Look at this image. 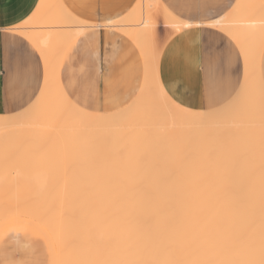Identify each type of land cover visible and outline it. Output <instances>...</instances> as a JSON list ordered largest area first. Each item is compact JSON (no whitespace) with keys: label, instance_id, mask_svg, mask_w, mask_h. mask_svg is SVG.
Instances as JSON below:
<instances>
[{"label":"bare ground","instance_id":"1","mask_svg":"<svg viewBox=\"0 0 264 264\" xmlns=\"http://www.w3.org/2000/svg\"><path fill=\"white\" fill-rule=\"evenodd\" d=\"M234 9L231 16L211 23L237 42L245 60L242 85L229 102L212 110H190L167 94L159 75L165 43L158 50L152 47L158 16L169 28L168 38L199 24L175 16L162 0H138L127 17L108 25L121 29L145 55L142 89L119 110L93 112L67 96L59 67L72 39L97 24L75 16L62 0H41L17 30L39 49L44 84L28 108L0 115V145L23 132L20 141L28 138V148L37 143L41 151L34 157L42 161L45 147H53V156L61 151L53 141L75 136L71 141H76L72 144L79 162L72 152L66 156L74 167L82 166L70 170L76 174L67 171L65 181L61 173L69 162L56 165L62 168H56L59 178L70 183L63 188L62 180L55 181L56 160L51 159L47 166L56 179L43 177L54 182L42 186L41 181L42 188L36 185L40 175L31 174L44 168L46 159L44 166L37 162L38 170L31 166L35 171L26 165L33 180L23 181L24 170L14 180L30 184L39 178L30 185L37 186L43 199L0 208V221L27 216L41 222L54 237L58 264H264V0H237ZM48 138V146H41V139ZM6 167V172L13 168ZM42 168L49 176L50 169ZM9 176L11 171L5 179L12 181Z\"/></svg>","mask_w":264,"mask_h":264},{"label":"crops","instance_id":"2","mask_svg":"<svg viewBox=\"0 0 264 264\" xmlns=\"http://www.w3.org/2000/svg\"><path fill=\"white\" fill-rule=\"evenodd\" d=\"M137 1L62 0L75 16L97 24L72 39L60 62L63 90L80 107L93 112L119 110L142 89L145 55L121 29L108 25L127 17ZM40 2L0 0V115L25 110L43 87V57L35 44L17 30L34 15ZM162 2L175 16L199 24L161 42L159 48L165 44L159 75L164 90L176 103L190 110H212L229 102L243 82L245 60L237 42L211 23L235 12L237 0ZM162 20L160 14L159 36L167 27ZM260 70L264 82V48ZM11 223L41 229L51 243V251L30 229L21 228V233H13ZM0 264H58L50 230L27 216L1 220Z\"/></svg>","mask_w":264,"mask_h":264},{"label":"rangeland","instance_id":"3","mask_svg":"<svg viewBox=\"0 0 264 264\" xmlns=\"http://www.w3.org/2000/svg\"><path fill=\"white\" fill-rule=\"evenodd\" d=\"M157 21H158V19H157ZM164 23H165V20H164ZM35 26V25H34ZM159 27H160V24H159V21L157 22V26L155 27V32H156V34L154 33L153 34V36H152V47H154V49L155 50H158V48H159V46H160V44H161V42H163V40L165 39V38H167L168 37V35H169V28L168 27H165V30H163V32H162V34L159 36ZM156 29H157V31H156ZM156 35V36H155ZM154 36H155V38H154ZM154 38V39H153ZM153 44H154V46H153ZM163 46V45H162ZM242 85V84H241ZM23 133V132H22ZM21 132L19 133L20 135L22 134ZM20 135L18 136V137H16V140L14 139V140H9L11 143L10 144H8L9 143V141H5V142H3V143H5V144H1L0 145V171H2V172H0V174L2 175H0V190H6V191H2V192H7V194H0V208H2V209H5V208H11V207H13V205L14 204H27V203H32V201L34 202V200H35V202L34 203H39L40 202V199L39 198H41V199H43V195H42V197L41 196H38L37 195V191H36V185H40L41 183H42V186L44 185V184H46V183H49L50 184V180H51V178H53V179H56V176H55V178L54 177H52V172L53 171H51V168L53 167L54 168V170H56V168L58 169V171L60 170V171H62V168L61 167H58V166H56V165H62L63 166V162H65V160L64 159H66V161H67V163L69 162V164H70V161L67 159L68 157L66 156V155H71V152H72V154H74L73 155V157H72V159L74 160V156L76 157L75 159L77 160H75L76 161V163H78L79 161H78V159H79V151H77L78 149H77V147H73V146H76V145H74L75 144V142L76 141H71V138H72V140H75L76 138H74L75 136H72L71 137V135L69 136H67L66 137V135H65V140H62V139H64V138H62L61 140L60 139H57L56 141H53L54 143H59V145H56L57 146V149L59 148V147H61V149L59 148L58 150H61L62 151V149H64L62 152L64 153H62V155L64 156L65 155V157H63L62 158V155H61V151H57L56 153H58V154H56V153H54V155L53 156H51L53 153L51 152L52 150L51 149H53V147L51 148V149H49L48 150V147H45V146H48V144H49V142L51 141L49 138L47 139V141L44 139H41L42 141H45L43 144H40L41 146H43V147H45V150H42L43 152L45 151V155H46V158H45V155L43 156V155H41L42 157H43V159H42V157H41V159H42V161L40 160V158L38 159V157H34L35 155V153H37L38 154V152H39V150L40 149H38V147L36 146V144L37 143H33V145H30V147H31V149L32 150H34L35 152H32L31 151V149H30V147L28 148V145H27V142L25 143V140H28V138L26 139L25 138V140H24V142H22V141H20V139H23V137H21L20 138ZM68 137H69V139H70V141L68 140ZM18 138V139H17ZM20 138V139H19ZM30 140H32V139H30ZM36 140V139H35ZM40 140V139H39ZM38 140V141H39ZM60 140V142L62 141V144H63V141L64 142H66V144H68L67 145V147L68 148H65L66 147V145L65 144H61V146H60V142H58ZM77 140V139H76ZM20 141V142H19ZM29 141V140H28ZM68 141V142H67ZM32 142V141H31ZM34 142H36V141H34ZM52 142V143H53ZM69 142H70V145H69ZM72 142H74V144H72ZM30 143V142H29ZM28 143V144H29ZM7 144V145H6ZM39 144V143H38ZM27 145V146H26ZM50 145L52 146V144L50 143ZM49 145V147H51ZM54 145V147H55V144H53ZM72 145V146H71ZM39 146V145H38ZM59 146V147H58ZM70 146V147H69ZM64 147V148H63ZM28 148V150H26ZM37 148V149H36ZM69 148H72L71 150H69ZM43 149V148H42ZM55 149V148H54ZM67 149V150H66ZM74 149V150H73ZM76 149V150H75ZM24 150H26V151H30L29 153H27V154H25L23 151ZM36 150H38V151H36ZM41 151V150H40ZM49 151V153H50V156H49V153H47ZM55 151H56V149H55ZM68 151V153L66 154V152ZM74 151H75V153L77 154H75L74 153ZM43 152H41V154H43ZM70 152V153H69ZM20 153H22V154H20ZM23 153H24V156L26 155L27 157H26V159L25 160H27V161H25L26 162V164H25V162H23L21 159H24V157L23 156H21V155H23ZM48 154V156L49 157H51V158H49L48 159V157H47V154ZM38 155H40V153L38 154ZM56 155H57V157H58V159H57V157H56ZM60 156V157H59ZM34 157V158H33ZM40 157V156H39ZM77 157H78V159H77ZM28 158V159H27ZM36 158L38 159L37 161H36ZM55 158V159H54ZM59 158H61L60 159V161L58 162V160H59ZM44 159H46V163L44 162ZM52 159V161L53 160H56L54 163L55 164H53V165H55V166H52L51 168L49 167V165L51 166L52 165V161H50ZM69 159L71 160V158L69 157ZM22 162H21V161ZM29 160V161H28ZM48 160V161H47ZM64 160V161H63ZM73 160H71V162L73 161ZM33 161H35V162H33ZM39 161L41 162L39 165H42V166H44L43 165V163H45L46 165H45V167L46 168H49L50 169V173H49V176H48V172H46V170H45V172H44V170L43 169H45V167L44 168H42V167H39L38 168V166H37V162L39 163ZM50 161V163H49V165L47 166V164H48V162ZM19 162H21V163H19ZM58 162V164H56ZM16 163H17V165H16ZM22 163H24V165H25V168L22 166L23 164ZM76 163H75V165H76ZM20 164H22L21 166H22V168L20 167ZM69 164H67V166H68V168L65 166L66 165V163L64 164V170H63V172H65L66 171V173H64V175H63V172L61 173V172H59V173H61L62 174V176L63 177H65V179H63V180H65L66 181V179H68V178H66L67 177V175L66 174H74L75 173V171H74V173H73V171H71L70 172V170H75V168L76 167H78V166H82L80 163V165L79 164H77L78 166H75L74 167V163L72 162L70 165L71 166H69ZM72 164H73V166H72ZM14 165H16L17 166V168L19 169V172H17V170L18 169H15L13 166ZM18 165H19V167L21 168V170H20V168L18 167ZM26 165L27 166H29V168L31 167V166H33L34 165V167L35 166H37V168L39 169V172L38 171H36V172H38V174H36L35 176H34V174L36 173V172H34V174H31V175H33V176H31L32 178H36V176H39V183H36L37 182V180L38 179H36V181L34 180L33 182H35L36 183V185L35 184H33V186L31 187V185H32V183L33 182H30V184H29V181H28V183L27 184H22L23 183V181H24V179H31V177H30V175L28 176V174H26V172H28L29 171V169H28V167H26ZM5 166H9V168H11V166L13 167V168H11V170H7V172H6V169L8 168V167H6L5 168ZM4 167V168H3ZM71 167V168H70ZM2 168H3V170H2ZM32 168V167H31ZM36 167H35V169H37ZM40 168H42L41 170H43V172H40ZM52 168V169H53ZM60 168V169H59ZM67 168V169H66ZM14 169V170H13ZM28 169V171H25V170H27ZM33 169V168H32ZM31 169V170H32ZM37 169V170H38ZM49 169L47 170V171H49ZM69 169V170H68ZM16 170V171H15ZM24 170V172H22ZM34 170V169H33ZM33 170L32 171H29V172H31V173H33ZM10 171H11V176H9L10 178H12V177H14V178H12V181H11V179H5V178H7L6 177V175H9L10 174ZM15 171V172H14ZM20 171L22 172V176H24V174H25V178H23V181H22V183L20 182V183H17V180H14V179H18L20 176H21V174H20ZM35 171V170H34ZM57 171V170H56ZM58 171L57 172H53V173H56V175L58 174ZM67 171H68V173H67ZM3 173V174H2ZM4 173H6V174H4ZM8 173V174H7ZM18 173V174H17ZM40 173V174H39ZM44 173V176H42V174ZM13 174V175H12ZM30 174V173H29ZM50 174H51V176H50ZM76 174V173H75ZM5 177H4V176ZM20 175V176H19ZM21 176V177H22ZM28 176V177H27ZM58 176V179H56L55 181H58L59 179H60V181L62 180V177H60L59 178V176H61L60 174L59 175H57ZM69 176V175H68ZM16 177V178H15ZM18 177V178H17ZM43 177H45L44 179H47V177H51L50 179L48 178V180H49V182H48V180H43L42 181V179H43ZM5 179V180H4ZM22 179V178H21ZM13 180H14V183H13ZM26 180V181H27ZM31 180H33V179H31ZM61 181V183L63 182V183H65L64 181ZM25 181V182H26ZM42 181V182H41ZM46 181V182H45ZM18 182H19V180H18ZM41 182V183H40ZM44 182V183H43ZM52 183L50 184V185H52L53 184V180L51 181ZM62 183V186H63V188L66 186V184H68L69 183V180H68V183L66 182L65 183V185ZM54 184H57L58 185V183H54ZM69 185V187H70V183L68 184ZM76 185V184H75ZM75 185H73V186H75ZM41 185H40V187H42ZM54 186V185H53ZM58 186H60V185H58ZM72 186V187H73ZM39 187V188H40ZM46 188H45V191H47L46 189H49V188H47V186H45ZM57 187V186H56ZM68 187V186H67ZM43 188V187H42ZM54 188H55V186H54ZM73 188H76V186L75 187H73ZM41 189V188H40ZM39 189V190H40ZM51 189H53V187L51 188V186H50V190ZM59 189V188H58ZM67 189V188H66ZM66 189H60V191L62 190V191H64V190H66ZM72 189V188H71ZM42 190V189H41ZM44 190V189H43ZM57 191V190H56ZM36 193V195H34ZM34 196H36V198L39 200L38 202H37V200H36V198L35 199H32ZM47 196H49V195H47ZM51 196V195H50ZM49 196V197H50ZM55 197V196H54ZM46 198V197H45ZM51 198V197H50ZM53 198V197H52ZM47 199H49V198H47ZM25 206H28V205H25ZM10 225H12V232L13 233H21V228L22 229H30L31 231H33V232H35L38 236H39V238L42 240V242H43V245L45 246V248L48 250V251H51V249H52V246H51V243H50V241L48 240V238H47V236H46V234L41 230V229H39L38 227H36V226H34V225H31V224H24V225H20V224H16V223H11ZM55 244H56V242H55ZM57 256H58V253H57ZM59 261V260H58Z\"/></svg>","mask_w":264,"mask_h":264}]
</instances>
